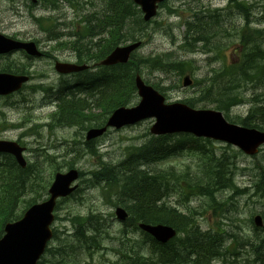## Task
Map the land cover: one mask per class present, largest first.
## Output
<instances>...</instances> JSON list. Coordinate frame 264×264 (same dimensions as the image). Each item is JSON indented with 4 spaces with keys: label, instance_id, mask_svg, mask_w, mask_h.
Instances as JSON below:
<instances>
[{
    "label": "rangeland",
    "instance_id": "rangeland-1",
    "mask_svg": "<svg viewBox=\"0 0 264 264\" xmlns=\"http://www.w3.org/2000/svg\"><path fill=\"white\" fill-rule=\"evenodd\" d=\"M47 1L40 0V2L32 4L29 0H0V33L23 41L35 40L41 51L51 52L52 56L50 57L54 58L27 60L21 53L0 57V69L5 70L4 66L15 69L18 68L17 65H22L32 75V79L19 94H15L9 99L0 98V140L19 141L26 148L25 160L31 164L33 172L42 178L43 184L38 183L39 187L50 182L52 170L56 164L60 166L58 170L64 172L68 169L69 164L74 163V166L82 172L81 179L77 181V193L73 198L58 204L55 212L58 219L55 220L52 228L58 229L59 232L54 235V241L49 245L52 252L46 254L44 261H55L58 257L60 260L70 262L68 257L64 256L68 252L74 255L79 264H125L128 263L123 260L125 256L132 259L141 256L147 261L155 259L159 261L162 259L160 252L157 249L152 250L148 240H144L137 233L124 228L115 219V207H123L120 196H117L121 190L119 187L123 183V179L118 178L115 186L111 188L109 180L101 179V184L98 187H94L89 180L91 175L96 172L95 170L99 171L103 165L113 166L110 169L116 173L118 171L117 164L148 140L147 131L153 122L146 120L118 131L110 130L101 137L99 142L93 141L96 147L85 146L83 142L88 128H66L61 124L60 126L54 125V120L51 121L48 115L51 118L54 117L55 104L52 102V98L46 97L41 92L42 88L55 86L59 81V76L53 70L54 62L56 63L57 60L74 61L72 51H79L76 48L80 46L74 43H82L80 33L84 32L86 28L90 30L88 28L90 24L85 18L89 21L91 18L93 23L91 31L96 33L97 24H99L97 22L110 16L107 15L106 0ZM237 1L241 2V0ZM244 2L236 4L231 0H167L166 5L158 9L157 15L150 21V24L143 26L144 35H140L139 30L135 33V35H139L137 36L138 40L142 41L141 48L134 54L136 58L134 62L136 60L142 62L138 65L142 79L152 87H161L163 91H158L163 94L167 103L186 101L187 103L192 102L194 109L203 107L212 109L214 103L211 99H214L215 94L224 88V82L218 83L222 75L218 68L221 67L220 63L226 70L229 66L241 65L239 58H243V56L238 54L239 50L245 57L248 54L258 55L257 50L264 52V0H244ZM198 10L208 11L220 17L218 30H215L212 25L209 27L212 34L216 32L213 37L209 36V40L211 43L213 40L216 44H211L210 50L206 48V52L203 53L199 50L189 52L183 49L186 46L184 43L186 26L189 23L191 26L193 25L192 22L197 19ZM247 13L259 22L254 25L256 28L252 27L249 30H245L244 27L240 28L247 22ZM122 15L119 24L122 28L119 30V27H116V29L119 30L122 38L124 36L128 39L130 38L127 37L129 36L128 31L131 29L127 28L133 27L132 25L128 26L131 24L128 22V18L138 17L137 19H139V15L130 5L123 6ZM98 19L100 21H97ZM202 30L208 31L206 28H202ZM227 30L232 33L229 39ZM192 31L190 28L189 35ZM49 37H57V40L47 41ZM95 40L92 39V42ZM238 42L242 45L241 49ZM55 44L58 48L55 47L53 50ZM59 45L68 48L65 50ZM217 49L220 50L219 55L214 53V50ZM156 60L167 64L187 62L191 66L185 68L184 73L179 75L172 71L165 72L153 68L152 65ZM141 67H147L149 70ZM184 76H189L191 80V85L186 88L182 86ZM254 81L242 83L240 91L243 98L245 96L249 100L254 98V94L264 93V81L253 83ZM205 87L211 89L209 100L201 93V89ZM259 99L264 101L263 97H259ZM254 103L256 107L257 98ZM92 106L94 107V105ZM252 106L253 103L249 101V103L232 107L228 111V115L231 120L237 117L245 118ZM94 111L95 114H104L102 108H94ZM212 145L216 151L211 147L207 148L214 157L208 164H203L204 157H199V154L186 151L168 162H161L146 167V169L151 172L156 169L173 168L175 170H168L174 176L182 175V181L186 182L192 181L196 176L197 178L204 176L208 169L214 170L218 165L215 164V161H220L223 156H233L234 161H225L223 167L225 171L229 170L228 176L231 174L234 186L222 187L219 188L220 191H215L213 193L215 204L209 206L210 200L200 196L192 197L189 205L179 206L174 198L170 199V204L180 208L182 214L189 210L194 211L193 225L201 233L220 234L219 241L222 245L220 251L223 254L230 256L232 251L238 252L239 256H236L235 259L224 262L223 257H215L211 264H256L253 262L254 255L249 253L248 248L244 247L245 251L242 253L238 251V244L245 243L247 239L251 240L255 234L254 226L251 224L255 215L261 216L264 222V184H262L264 182L262 177L264 176V173L262 174V171L264 172V147L255 157H247L240 155L234 147L229 146V148L225 144L217 142ZM119 171L121 170L119 169ZM218 182H221L220 179L215 180L216 184H220ZM229 184L232 185L231 182ZM181 185L184 186V183L182 182ZM192 185L190 184V186ZM259 186L261 188L257 189ZM109 188L110 192H107ZM235 188L238 189V193ZM240 194L242 195L240 196ZM31 197L32 194L27 192L23 199ZM74 218L80 220L77 223L78 227L87 230L91 248L87 249L82 245L75 246L73 234L77 229H75ZM95 218L102 222L100 226L96 225V228L91 224ZM94 230L100 235L93 246L95 239L90 240V238L93 237ZM119 230L123 235H120ZM81 231L84 233L83 230ZM256 234L260 236L259 240L263 239L264 227L262 234ZM176 245L177 243H175ZM62 246H73L74 249H67L61 253ZM97 248L100 250L95 251ZM115 250L118 252L116 253ZM135 263L142 264L136 259Z\"/></svg>",
    "mask_w": 264,
    "mask_h": 264
},
{
    "label": "trees",
    "instance_id": "trees-1",
    "mask_svg": "<svg viewBox=\"0 0 264 264\" xmlns=\"http://www.w3.org/2000/svg\"><path fill=\"white\" fill-rule=\"evenodd\" d=\"M125 5H130V1L106 0V7L108 8L107 15H110L109 17L111 18L112 23L116 27L118 26L119 30L122 28L119 24L121 23L120 19H122L123 6ZM137 18H128V22L131 23L128 24V26H133L127 28L129 30L131 29L128 31L129 36H127L130 38L127 39L124 36L122 38L118 29H116L112 31L113 35L111 38L104 41L101 48H94L91 50L92 44L90 40L84 39L85 41L83 40L82 43H74L75 45H80L79 48H76V50L79 51L76 52L81 54L83 58L95 55L93 50H97L96 52H99V54L94 56L95 59L99 60L103 58L119 43L128 40H135L136 31L139 29L141 31L143 27L140 17L139 19ZM87 22H89V20H87ZM105 23H108V19L105 20ZM192 23L194 26H191L190 23L186 26L184 32V43H186V46L183 49L189 52H194L195 49H198V42H201L203 44L202 50L206 51V48L210 50L209 46L214 44V41L212 40L213 43H211L209 36L213 37V34L216 33L212 34V31L210 32V20L197 19L196 22ZM190 28L193 30L191 35H189ZM202 28H206L208 31L202 30ZM216 28H219V26ZM98 45L99 44H96L95 46ZM141 63V61L136 60L134 62V59H131L126 65L101 69L102 79L98 77L99 75H95L93 78L88 79L85 76L86 74L83 73L78 75L76 81L72 84L61 83L53 92L57 100V106L54 117L50 120H54L53 124L56 126H60L61 124L80 129L85 128V124L92 120L98 121L101 119L105 121L107 116L116 108L128 105L135 97L133 77L135 74L140 73V66L138 65ZM188 66H191V64L187 62H174L167 64L159 60L154 61L152 65L153 68L161 69L165 72L172 71L179 75H182L185 68ZM240 66L241 65H233L229 66L226 70L223 69L224 72L219 71L222 75L220 76L221 78L218 83L224 82V88L220 89L218 94H215L216 97L214 99H211L214 103V109L222 111L225 117L230 119L228 111L232 107L249 103V101H251L253 106L245 118L237 117L230 121L246 128H254L264 132V104L262 105L264 101L262 102L259 99V97H263L264 99V93L260 92V94H254V98L247 100L245 96L244 98L242 97V92L240 91L242 83L244 82L252 83V81L255 80L253 82L255 83L256 81H264V53L255 56L252 54H248L246 57L244 56V69ZM99 85V89L102 88L101 90L98 89ZM154 88L161 92L163 91L159 86ZM75 90L79 91L77 93L81 94L74 96L73 92ZM44 91L51 92L49 89H44ZM91 91H93L94 95L96 94V97L99 99L100 109L102 108L104 110L103 115L97 114L96 116H93L88 113L87 109L92 105L95 106L98 100L96 97L90 99L81 98V95L82 93L89 94ZM201 93L207 98V100H209L211 96L210 87L201 89ZM89 97L92 96L89 95ZM256 98L258 99V104L255 107L254 100H256ZM184 103L187 102L184 101ZM187 104H189L190 107H193L192 102H188ZM147 138L148 140H146L143 145L135 148L136 151L130 153L131 155L117 164L118 171L116 173L110 169L113 166L103 165L99 171L93 174V176L100 180H109L111 182L110 187L115 186V182L118 178L123 179V183L119 187L121 189L119 195L120 202L123 208H125L128 214H130L129 222H131L133 226H135L136 223L150 225L166 224L173 227L180 235L165 248L159 246V244L146 236L145 240H148L151 244L150 248L152 250L157 249V251L160 252L162 259L159 261L152 260L156 262L153 263L152 261L145 260L141 256L133 259L125 256L123 257V260L128 262L125 264H136L135 259L142 264H211L215 257H223L224 262H226L239 256L237 254L238 252L234 251L231 252L230 256L223 254L220 251V247L222 246L219 241L221 237L220 234L209 232L201 233L193 225L195 216L193 213L195 212L189 210L187 213L182 214L176 207L171 206L169 201L174 197V199L183 206L191 202L192 197L200 196L208 198L210 200L209 206H212L215 203L213 196L215 191H220L219 188L222 187L228 188L234 186L231 177L228 176L229 170L227 171L226 169L225 171V168L223 167V164L226 163L225 161L232 162L234 157L225 155L220 161H215V164L218 165L214 170L208 169L204 176L200 178H197L196 176L192 181L184 182L181 179L182 175L174 176L169 171L175 170L173 168L156 169L155 171L153 170L150 172L147 171L146 167L161 162H168L186 151L199 154V157H204L203 164H208V162L214 158L212 153L207 150L212 143L206 140L195 139L189 135H174L159 138H150L147 136ZM88 148L90 149V147ZM56 167L58 166L56 165ZM119 169L121 171H119ZM262 177L264 178V176ZM41 179V176L33 172L31 165H27L25 169H20L11 157L3 156V160H0V236L4 223L19 218L22 211H20L18 204L23 201V196L27 192L31 194L39 188L46 189L47 185L43 187L37 185L38 183L43 184ZM216 179H220L221 182H218L220 184L215 183ZM198 180L203 181L199 182ZM182 182L184 183V186L181 185ZM230 182L232 184L231 186L229 184ZM190 184L193 185L190 186ZM262 184H264V182H262ZM40 186L42 185L40 184ZM260 188L261 186L257 189ZM221 190L223 191V189ZM28 203L29 202H25L26 206L29 205ZM91 224L96 228V225L100 226L102 222L98 218H95L94 221H91ZM81 229L85 231V229ZM261 232L263 233V229L255 230V234ZM98 235L99 233L94 230V235L91 239H95L94 241H96ZM76 237H83V232L77 231ZM258 240L247 239L244 243V247L252 249L249 250V253L254 255V263L264 264V238ZM78 243L81 244L83 242L78 241ZM175 243H177L176 246ZM238 245V251H240L241 244L239 243ZM61 248L63 249V251H61L62 253L67 249H74L73 246H62ZM65 255L68 257L71 264L78 263L71 252L65 253L64 256ZM50 264H69V262L56 259Z\"/></svg>",
    "mask_w": 264,
    "mask_h": 264
},
{
    "label": "water",
    "instance_id": "water-1",
    "mask_svg": "<svg viewBox=\"0 0 264 264\" xmlns=\"http://www.w3.org/2000/svg\"><path fill=\"white\" fill-rule=\"evenodd\" d=\"M141 7L144 20L148 21L156 14L157 4L164 0H133ZM139 43L114 49L101 65L111 66L126 63L130 53L137 48ZM14 50H23L30 56H39L34 43H23L5 38L0 35V54ZM85 66L70 64H56L55 70L61 74L78 72ZM28 80L24 76L0 74V96L9 95L18 91ZM188 78L184 79V86L189 85ZM139 103L132 108H119L107 120L105 127L120 129L134 125L142 120L154 119L150 134L155 136L170 135L175 133H190L195 137H204L216 141H224L236 146L247 155H253L257 148L264 143V133L254 129L241 128L229 124L222 114L216 111H196L183 104L166 105L164 98L151 87L146 86L138 76L135 78ZM106 128L91 130L86 140L94 139L105 132ZM23 149L12 142L0 141V153L12 155L16 162L24 167L22 158ZM77 178L75 172L66 175H56L55 183L49 193L48 202L30 208L24 218L12 225H6L5 235L0 240V264H36L44 251L46 241L50 238L48 224L51 221V211L54 200L59 196L68 195L72 190L69 184ZM123 218V210H118ZM255 222L260 225V218ZM156 241L165 243L174 236V230L168 226L143 227Z\"/></svg>",
    "mask_w": 264,
    "mask_h": 264
},
{
    "label": "bare ground",
    "instance_id": "bare-ground-1",
    "mask_svg": "<svg viewBox=\"0 0 264 264\" xmlns=\"http://www.w3.org/2000/svg\"><path fill=\"white\" fill-rule=\"evenodd\" d=\"M88 1V0H87ZM86 4V3H85ZM84 4V5H85ZM222 10V9H221ZM254 12V11H253ZM242 15V14H241ZM241 18V17H240ZM224 26V25H223ZM215 43V42H214ZM219 43V42H218ZM216 44V43H215ZM190 47V46H189ZM50 58H52V59H54L53 57H50ZM57 63V62H56ZM61 64H65V62H62ZM120 66H122V65H120ZM241 67V66H240ZM172 68V67H171ZM39 89V88H38ZM163 95V94H162ZM197 96V95H196ZM57 101V100H56ZM235 107V106H234ZM56 111V110H55ZM114 112V111H113ZM112 112V113H113ZM111 113V114H112ZM223 113V112H222ZM223 115H224V113H223ZM224 119H225V121L227 122V123H229V124H232V125H236V126H238V127H241V128H244L243 126H241V125H237V124H235V123H233V122H231L230 121V119H228V118H226L225 117V115H224ZM69 120V119H68ZM151 121V120H150ZM91 130H99V129H92V128H90V129H88L87 131H86V134H85V137H87L89 134H88V132L89 131H91ZM104 135V133L103 134H101L100 136H103ZM100 136H98V137H100ZM95 140V139H94ZM93 140V141H94ZM221 142H224V141H221ZM82 145V144H81ZM210 147L211 148H213L215 151H216V149H215V147L212 145V144H210ZM73 148V147H72ZM77 148V147H76ZM75 148V149H76ZM84 148V147H83ZM86 149V148H85ZM79 150V149H78ZM86 151V150H85ZM88 151V150H87ZM70 152H72V151H70ZM70 152H69V154H70ZM184 152H182L181 154H183ZM89 154V153H88ZM180 154V155H181ZM92 155V154H91ZM91 155H89V156H91ZM241 162V161H240ZM99 168V167H98ZM155 171V170H154ZM121 173V172H120ZM119 173V174H120ZM90 175V174H89ZM74 186H75V188L77 189V181L75 182V184H74ZM107 189V188H106ZM105 190V189H104ZM245 190V189H244ZM260 191V190H259ZM242 194H240V196H241ZM261 195V194H260ZM185 196V195H184ZM239 196V195H238ZM250 197V196H249ZM244 200V199H243ZM261 201V200H260ZM249 206V205H248ZM121 208L122 209H124V211H123V215H124V217L123 218H120V215L118 214V210H121ZM227 217V216H226ZM256 217H259L260 218V225H257L256 224V222H255V218ZM228 218V217H227ZM246 218V217H245ZM115 219L119 222V224H121V225H123V227L124 228H128L129 230H131L133 233H137L138 235H140L144 240L146 239V236L147 237H149V238H151L152 240H153V236L148 232V231H146L145 229H143L142 228V226L143 227H150V228H152V227H155V226H157V225H162V224H157V225H150V224H144V223H136V225L135 226H133L132 224H131V222H129V219H130V214H128V212L125 210V208H123V207H115ZM240 224V223H239ZM251 224H253V226H254V228H253V230H261V229H263V227H264V222H263V219H262V217L261 216H259V215H255L253 218H252V223ZM127 225H129V226H127ZM229 227V226H228ZM233 229V228H232ZM206 230V229H205ZM235 230V229H234ZM176 230H174V232H175ZM119 232H120V235H123L121 232V230H119ZM234 232V231H233ZM124 233V232H123ZM178 232H175L174 233V236H173V238H170L168 241H166L164 244H159V243H157V244H159V246H162L163 248H165V247H167V246H169V244L174 240V238L176 239L177 237H178ZM261 234H262V232H261ZM239 235V234H238ZM238 237V236H237ZM231 238V237H230ZM154 241V240H153ZM234 241V240H233ZM241 241V240H240ZM155 242V241H154ZM156 243V242H155ZM260 245V244H259ZM138 248V247H137ZM95 250V249H94ZM250 249H248V251H249ZM137 251V250H136ZM251 252H253V251H251ZM257 252V251H256ZM227 253V252H226ZM225 255H227V254H225ZM233 255V254H232ZM256 255V254H255ZM151 256V255H150ZM229 256V255H228ZM81 257V256H80ZM227 258V257H226ZM225 258V259H226ZM239 258V257H238ZM258 258V257H257ZM80 259V258H79ZM145 259V258H144ZM241 259V258H240ZM156 260V259H155ZM259 262H261V261H259ZM226 264V263H225ZM228 264V263H227ZM256 264H258V263H256Z\"/></svg>",
    "mask_w": 264,
    "mask_h": 264
}]
</instances>
